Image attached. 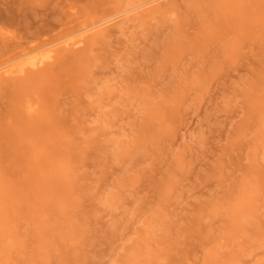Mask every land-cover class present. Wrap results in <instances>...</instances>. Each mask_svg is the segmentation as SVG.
Listing matches in <instances>:
<instances>
[{
    "label": "rangeland",
    "instance_id": "rangeland-1",
    "mask_svg": "<svg viewBox=\"0 0 264 264\" xmlns=\"http://www.w3.org/2000/svg\"><path fill=\"white\" fill-rule=\"evenodd\" d=\"M144 1L0 0V63L56 48L0 76V264H264V0L62 45Z\"/></svg>",
    "mask_w": 264,
    "mask_h": 264
},
{
    "label": "bare ground",
    "instance_id": "bare-ground-1",
    "mask_svg": "<svg viewBox=\"0 0 264 264\" xmlns=\"http://www.w3.org/2000/svg\"><path fill=\"white\" fill-rule=\"evenodd\" d=\"M152 1L154 0L144 1L135 6L119 11L118 13L114 15L94 21L92 24H89L83 28H80L78 31H76L77 35L75 37H72L69 40L64 41L62 45H66V44H71L74 46L78 45L84 40L86 32L96 29V28H100L101 26L110 22L112 19L121 15L123 12L124 13L128 12L137 7L148 4L149 2H152ZM40 49L41 48L39 49L33 48V49L22 51L19 54L15 56H11L8 60L0 63V76L11 74V73H23L28 69L34 70V69L40 68L41 66H44L45 64L49 63L56 54V48L53 46H48L47 48L42 49V50ZM18 59H20L21 61H19L15 65H9L12 61H15Z\"/></svg>",
    "mask_w": 264,
    "mask_h": 264
}]
</instances>
